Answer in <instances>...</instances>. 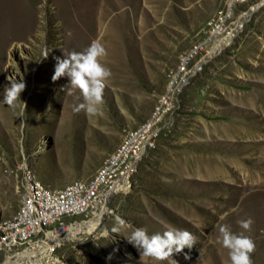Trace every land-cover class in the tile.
Masks as SVG:
<instances>
[{
    "label": "rangeland",
    "instance_id": "obj_1",
    "mask_svg": "<svg viewBox=\"0 0 264 264\" xmlns=\"http://www.w3.org/2000/svg\"><path fill=\"white\" fill-rule=\"evenodd\" d=\"M22 1L34 23L8 31V3L0 0V220L18 209L19 177L12 171L23 158L51 188L91 177L124 134L148 118L168 70L224 3L91 0L86 15H65L70 27L54 15V0ZM256 4L242 31L183 90L157 146L140 161L127 191L110 199L96 232L71 229L73 238L50 247L52 263L170 264L141 257L127 240L133 229L150 235L169 226L187 229L198 239L185 249L199 254L219 226L239 233L245 230L238 222L250 217L254 223L245 234L256 245L251 258L264 264V0L241 9ZM93 41L106 48L101 62L112 76L103 104L87 114L73 111L83 97L69 79L53 82L52 76L56 57L82 52ZM8 78L26 83L15 107L2 102ZM46 249L40 255L19 251L10 260L1 255L0 264H29L44 258Z\"/></svg>",
    "mask_w": 264,
    "mask_h": 264
},
{
    "label": "built area",
    "instance_id": "obj_2",
    "mask_svg": "<svg viewBox=\"0 0 264 264\" xmlns=\"http://www.w3.org/2000/svg\"><path fill=\"white\" fill-rule=\"evenodd\" d=\"M249 1L224 0L205 23L202 34L168 70L164 90L148 118L124 134L118 148L104 158L91 177L56 189L42 182L26 158L16 164L12 172L19 177V206L11 216L0 220V256L10 260L19 251L41 249L58 237L62 241L70 228L108 213L110 199L127 190L140 161L157 146L183 90L233 41L258 7L241 9ZM53 247L55 250L58 246Z\"/></svg>",
    "mask_w": 264,
    "mask_h": 264
},
{
    "label": "clouds",
    "instance_id": "obj_3",
    "mask_svg": "<svg viewBox=\"0 0 264 264\" xmlns=\"http://www.w3.org/2000/svg\"><path fill=\"white\" fill-rule=\"evenodd\" d=\"M48 54L45 55V58ZM107 56L104 45L98 41H93L84 51H72L63 58L56 57L53 82L63 77H67L70 85L78 89L82 94L83 102L75 105L73 111H85L87 114H96L99 106L103 104L106 82L111 78V69L101 62V58ZM9 79V85L5 87L2 102L10 107H15L20 100V95L26 89L25 81ZM68 84V85H69ZM67 85V86H68ZM63 90V89H62ZM25 105V104H24ZM245 231L233 232L229 225L219 226V242L228 250L230 264H253L252 254L256 250L254 240L246 235L250 231L254 221L249 217L238 222ZM119 224L124 226L126 222L119 220ZM128 227H132L128 225ZM112 233H118L119 229L113 227ZM105 229L102 235L107 236ZM197 237L187 229L169 226L163 233L149 234L146 228H134L128 242L139 252L141 257H149L156 261H170V264H179L172 257L181 254L184 249L191 250L197 243ZM184 258L190 259L185 254ZM111 259V256L109 257Z\"/></svg>",
    "mask_w": 264,
    "mask_h": 264
},
{
    "label": "bare ground",
    "instance_id": "obj_4",
    "mask_svg": "<svg viewBox=\"0 0 264 264\" xmlns=\"http://www.w3.org/2000/svg\"><path fill=\"white\" fill-rule=\"evenodd\" d=\"M7 4V8L4 10L3 15L5 16L4 19L7 20L8 25L4 26V30L10 31L11 29L16 26L17 31H24L27 29L29 24L34 23L35 15L34 12L31 11L30 9L26 8L23 6V1L22 0H5ZM55 6V12L54 15L58 14L62 19L64 20L65 26H72V23L70 20L66 19L65 15L70 14L74 18V13L76 10L78 11V14H83L86 15L88 13V8L91 6V0H54L53 2ZM77 13V12H76ZM103 14L102 11L100 15ZM69 15V17H70ZM13 27V28H12ZM18 48V47H14ZM124 191H127L126 189ZM123 191V192H124ZM256 215V214H255ZM245 216V215H244ZM243 216V217H244ZM247 216V215H246ZM99 219V218H97ZM242 219V218H241ZM98 221L96 219L94 220H89L86 223H81L78 224L76 227H74L75 230H81L84 229L87 234H93L96 232V227H97ZM73 229L70 228L65 237L71 235L69 234V231ZM248 233V232H247ZM248 235V234H246ZM219 236L220 233H216L213 236L212 243L210 244L209 248L207 250H203L199 254H191V252L187 249H184V252L181 254H176L172 257V259H181L179 264H230L229 262V257H228V250L225 249L222 246V243L219 242ZM70 239L74 237V235L69 236ZM62 241H60V238L54 239L52 244L48 246H43L41 249L36 248L35 250H30L28 252H33L38 255L42 254L41 251L46 249V252L44 258L38 259L35 261H28L29 264H55L51 262V257H50V252L52 251L53 246H62ZM187 254L190 259H185L184 256ZM20 255V254H19ZM257 255V254H256ZM258 259V258H257ZM260 259V258H259ZM147 259H145L146 261ZM151 260V258H150ZM262 257V261H263ZM143 261V259H142ZM141 261V262H142ZM148 262V261H147ZM153 262V261H152ZM170 262V261H169ZM146 263V262H144ZM12 264V263H8ZM15 264V263H13Z\"/></svg>",
    "mask_w": 264,
    "mask_h": 264
}]
</instances>
